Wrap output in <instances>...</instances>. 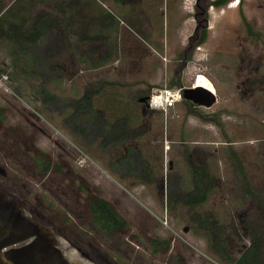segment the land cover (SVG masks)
Masks as SVG:
<instances>
[{"label":"rangeland","instance_id":"obj_1","mask_svg":"<svg viewBox=\"0 0 264 264\" xmlns=\"http://www.w3.org/2000/svg\"><path fill=\"white\" fill-rule=\"evenodd\" d=\"M195 1L0 0L3 18L32 20L45 12L52 19L43 40L28 46V64L14 66L8 43L0 41V76L8 77L0 84V187L92 264H175L172 255L183 264H237L254 235L262 240L254 264H264V0L219 7L202 0L194 33ZM197 75L211 84L209 107L182 99L162 112L138 100L148 85L151 93L184 89ZM101 82L90 126L83 115L78 121L101 129L87 146L70 128L67 104ZM41 87L58 103L43 104ZM120 116L139 135L112 148L117 139L104 134ZM35 148L62 170L43 174ZM128 149L136 172L121 180L109 164ZM194 165L214 177L211 193L203 194L205 172L195 173ZM186 192L194 206L182 202ZM90 194L109 201L129 229L109 240L93 228L84 210ZM210 218L215 242L202 224ZM152 237L169 238L171 249L153 255Z\"/></svg>","mask_w":264,"mask_h":264},{"label":"trees","instance_id":"obj_2","mask_svg":"<svg viewBox=\"0 0 264 264\" xmlns=\"http://www.w3.org/2000/svg\"><path fill=\"white\" fill-rule=\"evenodd\" d=\"M227 2L228 0H214L211 3V6L219 7L226 4ZM242 21L246 30L249 33H252L253 30L243 17ZM51 22V15L45 12L37 13L35 17L32 18V20L29 17L24 16L17 18L11 17L10 19L3 18L2 15L0 16V41H5L8 43V46L10 47V53L14 59V66L17 67L18 62L23 60L26 64H28L24 58V54L28 53V46H35L43 40ZM205 39L206 34L204 33L200 42L204 41ZM105 84L109 83L106 82ZM103 85L104 82H101L100 86L98 87H95L91 84L86 85L81 96L73 102L67 104V106L71 109V114L67 118L70 128L72 132L78 134L85 141V145L87 146L91 144L92 139L95 138V135L98 136V132L100 133L101 129L97 127H85L84 125L78 124V121L80 116L83 115V123L90 126V112L93 111L94 99ZM175 85L176 84H173V86ZM151 89L152 86L148 85L145 89L141 90L139 94L141 97L150 96ZM38 92L40 95V101L43 104L58 103L56 96L51 94L46 87H41ZM184 101L187 103L186 100ZM144 106L146 107V105ZM4 120V108L0 107V125H2ZM102 127L105 128L106 126ZM107 127L108 129L106 130V134H104L105 139H110V141L113 138L117 139L116 143H112V148H115L117 145L124 142L127 137L132 139L139 135L136 130H129L127 128L126 116L117 117L111 124L108 123ZM33 152L36 166L43 174L50 172H60L62 170V165L54 163L51 160V157L44 151L35 148ZM132 153L133 150L128 149V152L125 154V156L119 157L117 160H112L109 164L110 170L115 172L118 178L121 180L124 179L125 176H130L136 172V166L134 162H131ZM193 170L195 173H198V171L205 172L201 177L202 180L204 179V181L201 182L202 192L203 194L206 192L211 193L216 187L215 179L211 173L199 165H194ZM141 175L143 177H148L149 173L141 170ZM191 197V193L186 192L182 202H184L189 207L194 206L195 204L193 203L194 201ZM203 200L204 199L202 196L201 200L199 199V202H202ZM84 210L87 213V217L89 218L91 226L100 231L106 239H113V237L119 232L127 231L129 229L127 221L116 211L114 206L109 201L98 195H88L84 203ZM56 213L57 216L63 219L65 222L69 221V218L63 215L61 211L58 210ZM202 224L205 225L204 228H207V230L210 229L213 232V236L211 234V239L214 242L220 239L216 228L217 223L214 219H207V221L203 222ZM132 237L135 236L132 235ZM261 241L262 240L260 236L254 235L249 246L241 251V257L237 259L238 261L236 263L241 264L244 261L245 264H254L255 259L262 256ZM221 244L223 245L222 242ZM149 247L150 252L153 255L160 251L168 252L171 249V241L169 238L152 237L150 238ZM171 258L174 260L175 264H183L182 258L179 255H172Z\"/></svg>","mask_w":264,"mask_h":264},{"label":"water","instance_id":"obj_3","mask_svg":"<svg viewBox=\"0 0 264 264\" xmlns=\"http://www.w3.org/2000/svg\"><path fill=\"white\" fill-rule=\"evenodd\" d=\"M182 97L199 106L214 102L211 91L194 85L184 88ZM25 214L19 203L0 193V264H92L87 253L56 234L52 226L28 220Z\"/></svg>","mask_w":264,"mask_h":264},{"label":"built area","instance_id":"obj_4","mask_svg":"<svg viewBox=\"0 0 264 264\" xmlns=\"http://www.w3.org/2000/svg\"><path fill=\"white\" fill-rule=\"evenodd\" d=\"M7 78L6 74L0 76L1 86L5 85ZM182 91L183 88L154 89L148 98V106L153 110L167 112L183 99Z\"/></svg>","mask_w":264,"mask_h":264},{"label":"flooded vegetation","instance_id":"obj_5","mask_svg":"<svg viewBox=\"0 0 264 264\" xmlns=\"http://www.w3.org/2000/svg\"><path fill=\"white\" fill-rule=\"evenodd\" d=\"M202 2V5L199 3V2ZM204 1H202V0H196L195 1V12H197V13H193V18H194V21H195V23H196V27H195V29H194V33H196V30L199 28V20L197 19L198 18V16L199 15H203V13H204V9L202 8L203 6H204ZM201 10V11H200ZM192 38L190 37L189 38V41L191 40ZM140 98H145V99H147V100H145V101H143V104L144 105H148V98H149V96H144V97H140ZM139 98V99H140ZM138 99V100H139ZM140 102V101H139ZM0 193L1 194H3L8 200H14V201H16L17 203H19L18 202V200H17V198L11 193V192H9L8 190H6L4 187H0ZM19 205H20V203H19ZM20 207L21 208H23L21 205H20ZM23 210H25L24 208H23ZM26 211V210H25ZM26 213L27 214H25V217L28 219V220H37L36 218H34L33 216H32V214H31V212L29 213L28 211H26ZM38 221H40V220H38ZM41 222V221H40ZM43 223V222H42ZM46 224V223H45ZM53 228V227H52ZM54 229V228H53ZM72 244V243H71ZM73 245V244H72ZM74 247H77V248H80V247H78V246H76V245H73ZM81 249V248H80ZM81 251L83 252V253H86L85 251H83L82 249H81ZM88 254V253H87ZM90 257V256H89Z\"/></svg>","mask_w":264,"mask_h":264},{"label":"bare ground","instance_id":"obj_6","mask_svg":"<svg viewBox=\"0 0 264 264\" xmlns=\"http://www.w3.org/2000/svg\"><path fill=\"white\" fill-rule=\"evenodd\" d=\"M194 86H199V87H203L208 90H212V87L209 81L205 80L204 77L199 76V75L196 77V83Z\"/></svg>","mask_w":264,"mask_h":264}]
</instances>
